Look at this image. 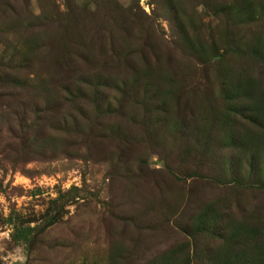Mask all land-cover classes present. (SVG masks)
I'll return each mask as SVG.
<instances>
[{
	"label": "rangeland",
	"instance_id": "1",
	"mask_svg": "<svg viewBox=\"0 0 264 264\" xmlns=\"http://www.w3.org/2000/svg\"><path fill=\"white\" fill-rule=\"evenodd\" d=\"M0 264H264V0H0Z\"/></svg>",
	"mask_w": 264,
	"mask_h": 264
}]
</instances>
